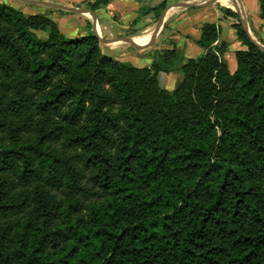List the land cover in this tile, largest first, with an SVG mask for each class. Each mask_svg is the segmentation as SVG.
Listing matches in <instances>:
<instances>
[{"label":"trees","instance_id":"16d2710c","mask_svg":"<svg viewBox=\"0 0 264 264\" xmlns=\"http://www.w3.org/2000/svg\"><path fill=\"white\" fill-rule=\"evenodd\" d=\"M233 26L234 72L214 22L136 66L0 1V264H264V50Z\"/></svg>","mask_w":264,"mask_h":264},{"label":"crops","instance_id":"0c3cea01","mask_svg":"<svg viewBox=\"0 0 264 264\" xmlns=\"http://www.w3.org/2000/svg\"><path fill=\"white\" fill-rule=\"evenodd\" d=\"M0 1L12 5L27 15L42 13L50 16L61 32L65 30L73 33L72 38L85 36L97 30L103 38L115 40L107 44L110 47H105L110 55L129 61L136 66L151 65L156 49L176 47L184 51L185 59L204 55L207 49L198 43V39L201 37L202 26L206 22H214L220 27V40L228 43L223 59L231 72L237 69L236 51L245 48L239 41L237 30L233 26L235 23H241L234 0H231L233 3L220 0L201 7H174L165 15L162 28L155 38L153 35L158 27L160 16L168 7L182 2L204 0H176L169 5L165 0V8L160 11V14L153 9L155 8L152 4L153 0H109L98 4L95 8L93 4L96 0H45L72 5L80 3L82 8L95 13L97 21L85 13L54 9L22 0ZM218 2H222L221 5ZM237 2L243 16L247 19L251 34L258 42L264 43V20L261 18L259 0H238ZM226 8H231L237 16L228 14ZM125 38H135L138 43L126 41ZM140 58L144 61L138 64ZM163 75L165 87L168 89H174L182 78L178 71L162 72L160 78Z\"/></svg>","mask_w":264,"mask_h":264},{"label":"water","instance_id":"95a60500","mask_svg":"<svg viewBox=\"0 0 264 264\" xmlns=\"http://www.w3.org/2000/svg\"><path fill=\"white\" fill-rule=\"evenodd\" d=\"M22 1H25V2L31 3V4L43 5V6H47V7L54 8V9H64V10L78 12V13H85V14L91 15L93 17V19L95 21H97V17H96V15H95V13L93 11H90L88 9H85V8H82V7H79V6H76V5L66 4V3H56V2L45 1V0H22ZM217 1H219V0H204L202 2H182V3H179V4H175V5L171 6V7H168L160 16V19L158 21V27L156 29V32L153 35V38H155L157 36V33L162 28L165 15L172 8L179 7V6H181V7H201V6H206V5L212 4V3L217 2ZM237 1L238 0H234L235 7L237 9V12L240 15L241 23H242L244 29L249 33L252 41L254 43H256L262 50H264V45L261 44L260 42H258L255 39V37L251 34V32L249 30V27H248L247 19L243 16V12L241 11L240 6H239ZM95 34L99 37V40H100L102 45H105V44L107 45V44H110V43L115 41V40L105 39V38L101 37V35H99L97 33V30H96ZM124 40L130 41V42H133V43H138L135 40V38H125Z\"/></svg>","mask_w":264,"mask_h":264},{"label":"rangeland","instance_id":"374dc122","mask_svg":"<svg viewBox=\"0 0 264 264\" xmlns=\"http://www.w3.org/2000/svg\"><path fill=\"white\" fill-rule=\"evenodd\" d=\"M167 1V4L169 5V4H172V3H175V1L176 0H166ZM220 1V0H219ZM224 1H226V3H233L231 0H224ZM17 2V1H16ZM165 2V0H153L152 1V4H153V7H156V6H159V5H161V4H163ZM221 3L222 2H218V4L219 5H221ZM76 6H79V7H81L82 5L79 3L78 5L77 4H75ZM167 5V6H168ZM234 5V4H233ZM227 6H230V5H227ZM235 6V5H234ZM40 7V6H39ZM161 8V7H160ZM236 8V7H235ZM164 10V9H163ZM162 10V11H163ZM140 26H142V25H140ZM95 32V31H94ZM40 34H44L45 35V33H43V32H39ZM63 34L66 36V37H72L73 35V33H70V32H68V31H65V30H63ZM89 34V33H88ZM261 44H263L264 45V43L262 42ZM103 47H104V50L106 51V53H109L110 54V52L107 50V48H105V47H110V46H107L106 44L105 45H103ZM132 49H134V48H132ZM183 53H184V51H183ZM184 56H185V53H184ZM115 57V56H114ZM144 60H143V58H140L139 59V62H138V64H140V63H142ZM176 72L178 71V72H180L181 73V75L183 76V74H182V71L181 70H175ZM165 76L163 75L162 76V78H160L161 79V84H162V86H164L165 87V78H164ZM178 85V84H177ZM176 85V86H177ZM175 88V87H174Z\"/></svg>","mask_w":264,"mask_h":264},{"label":"built area","instance_id":"2783aa9c","mask_svg":"<svg viewBox=\"0 0 264 264\" xmlns=\"http://www.w3.org/2000/svg\"><path fill=\"white\" fill-rule=\"evenodd\" d=\"M101 37H102V35H101Z\"/></svg>","mask_w":264,"mask_h":264}]
</instances>
